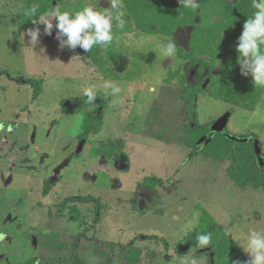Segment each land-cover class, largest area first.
<instances>
[{
  "label": "rangeland",
  "instance_id": "374dc122",
  "mask_svg": "<svg viewBox=\"0 0 264 264\" xmlns=\"http://www.w3.org/2000/svg\"><path fill=\"white\" fill-rule=\"evenodd\" d=\"M23 1L0 0V70L6 71L0 74V123L4 126L0 131V156L12 141L17 148H27L25 152H11L0 162L1 171L15 173H0V264H20L41 254L53 256L56 250L51 240H60V235L70 240L80 234L156 249L161 256L155 264H187L193 256L197 264H209L210 259L199 256L196 249L181 255L173 251L187 233L198 228L202 212L217 222L247 257L238 243L249 227L264 229V191L238 188L225 175L226 161L190 158L182 146L164 144L143 134L150 127L149 109L166 87L170 100L166 94L165 102L170 104L173 89L197 84L201 79L196 68H189L188 60L179 57L180 51L189 52L190 35L200 19L182 28L181 40L177 36L181 28L169 36L147 34L136 27L122 0L127 23L119 30L114 21L112 44L107 50L100 48L104 60L101 71L78 49H60L52 36H43L42 43L32 51L26 31L37 25L19 31L11 16ZM61 1L65 3L61 10L73 12L77 7L96 5L115 14L111 0ZM217 18L211 10V21ZM38 26L43 32L44 26ZM170 41L177 47L174 55L167 57L163 48ZM227 58L221 50L220 59ZM218 63L220 67V60L215 66ZM170 73L185 77L184 84L179 83L178 76L166 84ZM15 78L42 79L41 94L32 99L31 88L18 84ZM203 78H208L207 72ZM107 80L122 89L121 102L114 108L109 102L115 97L103 87ZM215 80L209 79L202 86L204 92L196 100L198 122L212 123L233 109L225 133L238 137L253 133L264 156V93L253 109L232 106L215 97L219 88ZM91 85L104 95L107 107L101 131L81 142L78 137L83 131V115L94 116L95 106L74 115L63 114L61 107L75 97H83L84 88ZM175 103L166 105L161 127L178 124ZM116 141L121 145H115ZM117 146L126 157L115 154ZM24 156L28 159L26 168L18 169ZM121 164L126 166L124 170ZM145 177L164 183L150 191L139 186ZM49 180L50 191L44 198L42 188ZM77 195L99 197V215H95L93 203L78 202L82 223L69 219L70 203L62 202ZM96 216L98 223L93 221ZM144 235L165 239L169 249L164 250L159 241L142 238ZM32 236L39 240L36 247H32ZM82 254L88 264H96L98 259L90 249Z\"/></svg>",
  "mask_w": 264,
  "mask_h": 264
},
{
  "label": "trees",
  "instance_id": "16d2710c",
  "mask_svg": "<svg viewBox=\"0 0 264 264\" xmlns=\"http://www.w3.org/2000/svg\"><path fill=\"white\" fill-rule=\"evenodd\" d=\"M132 15L136 27L147 34H164L171 35L176 28H185L193 26L197 17L200 24L195 27L190 35L189 52H179V57L188 60L189 68H196V73L200 76L197 84H188L182 88L173 89L175 100L174 106L179 112L177 117L179 122L171 124H162L161 120L166 117V103L169 94L161 92L158 98L151 105L147 123L150 124L149 129H145L144 135L155 141L164 144L182 146L186 149L190 158L200 156L204 159H210L217 162H228L225 168L227 178L240 189L251 188L252 190L264 191V167H259L256 163L252 139L256 138L253 133L242 137L246 138V142L232 141L224 134L215 133L207 144L202 143L197 146V141L209 133V126L213 123L200 124L197 116L198 96L204 92L202 86L206 79L203 74L207 72V79L212 80L218 85L215 97L221 98L224 102L232 106H241L248 110L253 109L264 93V87L252 84L251 77H243L240 75L239 65L237 64L238 53L236 51L238 37L242 32V27L246 19L254 11L251 7V0H200V7L196 11L184 9L180 7L177 0H123ZM33 2L40 5L38 15H43L57 5H65L61 0H25L17 8L11 11V16L19 31L27 30L32 24V20L23 15V10L31 6ZM83 7H77L75 11L81 10ZM217 15L216 21H211V10ZM73 11V12H75ZM33 20H38L34 17ZM79 53L89 59L100 69L104 60L100 57V48H93L91 52L85 53L82 49L77 48ZM221 50L227 53L228 58L220 59ZM264 50V46H262ZM112 58V56H111ZM220 60L221 66L216 67L215 63ZM102 71V69H100ZM6 71H1L4 74ZM178 76V73H170L166 79L169 85L171 79ZM179 77V76H178ZM9 78H12L9 76ZM183 76L179 77L181 84H184ZM18 84H26L32 90V99H36L42 90V79H14ZM167 86V85H166ZM164 90V89H163ZM98 98L95 101V114L90 117L83 115L84 126L83 131L78 137L79 141H86L90 135H97L103 126V116L107 107V101L101 92H97ZM167 94V95H166ZM86 97H75L67 101L61 107V112L65 115H74L82 112L84 109L92 107L84 103ZM168 108H172L169 106ZM232 116L233 109L229 111ZM84 113V112H82ZM230 119V118H229ZM176 120V119H175ZM160 122V123H159ZM0 131L4 127L0 124ZM227 133V132H226ZM115 145H121V141H116ZM260 145V143H259ZM115 154L124 156L126 154L121 150V146ZM261 147V145H260ZM26 146L22 148L16 147V141H12L4 153L0 156L7 157L13 151H26ZM98 150V149H97ZM262 153V151H261ZM263 156V155H262ZM264 157V156H263ZM28 159L22 157L17 166L18 169H25ZM177 182V181H176ZM164 183L163 180L153 177H145L139 184L140 187L154 191ZM51 183L44 185L42 196H47ZM93 203L94 213L99 215L101 204L99 197L94 196H70L63 200L62 205L70 203L68 207L69 219L75 222H81L80 211L76 203ZM93 221L97 223L99 218L94 217ZM198 228L187 233L173 251L177 255L184 254L191 249L198 250L199 256H207L209 264H235L240 261L243 264L248 258L238 249L233 241L223 232L221 226L215 222L208 214L202 212V216L198 221ZM212 234L211 243L207 246L197 249L196 236L199 233ZM61 239L51 240V246L56 250L55 255H39L30 258L20 264H88L83 256L85 249H90L92 255L98 260L96 264H155L161 252L149 247H140L130 243H113L101 241L93 237L85 235H74L68 238L60 235ZM56 238V237H55ZM144 239L159 241L163 245L164 250L169 249V243L155 235H144ZM37 240V244L39 240ZM212 254V257H210Z\"/></svg>",
  "mask_w": 264,
  "mask_h": 264
},
{
  "label": "clouds",
  "instance_id": "9594fccd",
  "mask_svg": "<svg viewBox=\"0 0 264 264\" xmlns=\"http://www.w3.org/2000/svg\"><path fill=\"white\" fill-rule=\"evenodd\" d=\"M177 2L181 8L192 11L200 7V0H177ZM110 5V8L115 10V14L112 11L98 9L96 5L85 6L75 12L61 10L57 5L43 15H38L40 5L38 2H33L30 7L23 10V15L37 25L26 31V36L29 37V47L33 51L37 45L42 43L43 36H52L58 42L60 49L80 48L85 53L91 52L96 47L107 50L114 40V21L115 27L119 30L124 29L127 23L124 19L126 12L123 10L122 0H111ZM251 7L254 11L244 22L237 41V64L241 76H250L253 85L264 87V50H262L264 46V0H251ZM34 17H38V20H33ZM48 17L52 19L49 20ZM53 20L56 21L55 24ZM38 25L44 26L43 32ZM176 47V43L170 41L163 48L164 55L173 56ZM43 51L44 49L41 48V53ZM218 65L219 63L216 67ZM103 87L106 90L110 89L108 95L115 97L110 100L109 106L116 107L121 102L119 97L122 89L114 85L111 80L105 81ZM83 97H86L84 103L95 106L98 98L95 86L84 88ZM9 130H11L10 126ZM211 240L210 232L197 234V249L209 245ZM238 246L248 257L243 264H264V229L249 227ZM187 264H197L194 256ZM235 264H241V262L236 261Z\"/></svg>",
  "mask_w": 264,
  "mask_h": 264
},
{
  "label": "water",
  "instance_id": "95a60500",
  "mask_svg": "<svg viewBox=\"0 0 264 264\" xmlns=\"http://www.w3.org/2000/svg\"><path fill=\"white\" fill-rule=\"evenodd\" d=\"M183 34V30L179 29L177 31V36L179 37V39L181 40L180 36ZM209 79H206L205 84L203 85V87L206 86L207 82ZM230 112H225L222 116H220L217 120H215L210 126H209V133L207 136H203L202 138H200L196 145L199 146L202 143L207 144L209 142V140L211 139V136L215 133H221L224 134L226 136V138L232 140V141H237V142H246L248 139L246 138H236L234 136L228 135L225 133L229 118H230ZM252 143H253V148H254V155H255V159H256V163L259 167H264V157L262 156L261 153V147L259 145V141L256 138L252 139ZM125 165L121 164L120 165V169L124 170L125 169ZM33 245H35V241H33ZM210 257H212V254H210ZM213 264V263H211Z\"/></svg>",
  "mask_w": 264,
  "mask_h": 264
},
{
  "label": "flooded vegetation",
  "instance_id": "af4514ba",
  "mask_svg": "<svg viewBox=\"0 0 264 264\" xmlns=\"http://www.w3.org/2000/svg\"><path fill=\"white\" fill-rule=\"evenodd\" d=\"M0 124H2V122L0 123ZM3 139V138H2ZM82 142V141H81ZM5 158H3V160H4ZM0 162L2 163V160L0 159ZM0 163V164H1ZM0 173H4V174H6V175H10V174H15V173H13V172H10V171H1L0 170ZM9 182L11 183V180L9 179ZM49 183H52L50 180L48 181ZM46 184V183H45ZM43 188H44V186H43ZM43 188H42V191H43ZM49 191H50V189H49ZM42 194V193H41ZM48 194H49V192H48ZM48 194H47V196H48ZM47 196H45V197H47ZM43 197V196H42ZM44 197V198H45ZM140 205H142V201L140 202ZM77 206V205H76ZM78 207V206H77ZM98 223V222H97ZM37 238L36 237H34V236H32L31 237V244H32V247H36V245H37V240H36ZM33 241H35V245H33Z\"/></svg>",
  "mask_w": 264,
  "mask_h": 264
}]
</instances>
